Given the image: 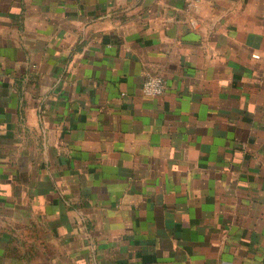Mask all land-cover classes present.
Returning <instances> with one entry per match:
<instances>
[{"label":"crops","instance_id":"crops-1","mask_svg":"<svg viewBox=\"0 0 264 264\" xmlns=\"http://www.w3.org/2000/svg\"><path fill=\"white\" fill-rule=\"evenodd\" d=\"M0 264H264V0H0Z\"/></svg>","mask_w":264,"mask_h":264},{"label":"built area","instance_id":"built-area-1","mask_svg":"<svg viewBox=\"0 0 264 264\" xmlns=\"http://www.w3.org/2000/svg\"><path fill=\"white\" fill-rule=\"evenodd\" d=\"M189 13L196 11L195 2L190 3L187 7ZM194 25L193 21H190ZM165 90V81L161 76L149 75L141 83V92L146 96H159Z\"/></svg>","mask_w":264,"mask_h":264}]
</instances>
